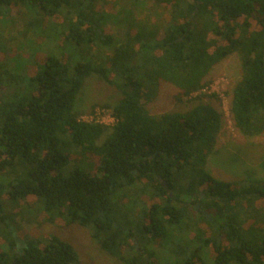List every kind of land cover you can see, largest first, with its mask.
<instances>
[{
	"label": "trees",
	"instance_id": "obj_1",
	"mask_svg": "<svg viewBox=\"0 0 264 264\" xmlns=\"http://www.w3.org/2000/svg\"><path fill=\"white\" fill-rule=\"evenodd\" d=\"M97 1L0 0V54L31 38L61 43L35 63L20 58L15 71L0 59V171H16L0 180V264H81L60 236L20 232L9 201L31 196L48 221L88 228L117 264H264V175L231 181L208 170L224 112L219 95L203 91L212 68L237 53L234 126L264 133V0H115L102 14ZM19 5L30 13L16 45L7 30ZM104 13L122 27L106 29ZM93 74L119 91L113 104L92 106L110 109L112 125L82 118ZM163 82L197 104L153 114Z\"/></svg>",
	"mask_w": 264,
	"mask_h": 264
},
{
	"label": "rangeland",
	"instance_id": "obj_2",
	"mask_svg": "<svg viewBox=\"0 0 264 264\" xmlns=\"http://www.w3.org/2000/svg\"><path fill=\"white\" fill-rule=\"evenodd\" d=\"M114 1L115 0H108L106 2L104 0H98L97 8L100 14L104 11L114 13L118 9V5L115 6ZM26 11L28 14L30 13L29 10H25L21 5L14 6L10 11V16L15 21V24L10 31L7 30V32L16 37L14 43L16 45H19L25 40L21 31H23ZM103 15V23H106L109 16L107 13ZM1 22H3L2 15H0V23ZM104 26L112 32L122 27L113 21H110L109 24L106 23ZM55 30L53 31L54 33ZM8 45H12V42H7V46ZM20 46L17 48L21 49ZM60 46L61 43L58 40H48L46 37H41V39L37 41L31 38V40L22 46L20 53H16L15 49L11 48L6 55H4V53L3 55L0 54V59L5 57L11 64L10 68L15 71L17 69L15 65L20 58L25 62L35 63L50 52L60 51ZM86 50L88 51L86 54L91 57L92 55L91 52H89L88 46ZM107 51H111V49L108 48ZM23 67L24 70L28 72L35 69L33 65L29 67L23 65ZM241 76L242 68L240 56L237 53L231 54L212 68L207 76L211 82L203 89V91L207 93L215 92L219 95L221 99V109L224 112V126L218 137L216 152L208 158L207 168L214 176L231 181L247 179L251 172H254L253 176L264 175V133L256 136H246L240 133L234 126L229 109L232 90L235 84L241 79ZM82 93H84V95L79 102L80 108L84 110L82 118L112 125L115 120H113L110 109L98 105L92 111V106L96 102L113 104L120 97L118 89L114 85L106 83L97 75L93 74L86 79ZM177 93L178 88L176 86L163 82L157 99L147 105L149 110L153 114H161L167 111H186L198 102L197 100L179 102L175 98ZM196 95H198V93H194L192 96ZM212 102L217 103L215 99H212ZM15 172V170L0 171V180L8 182L16 175ZM144 198H146L145 195L141 197L140 200ZM9 202L11 206L9 207L10 211L19 214L18 219L21 226L19 229L20 232L25 235L24 237L44 241L47 239L48 235L55 234L75 246L79 253L81 264L118 263L117 258L100 248L98 243L92 238L88 228L78 223L68 225L62 220L48 221L42 203L38 197L31 196ZM139 207L140 205H138V208ZM152 243L154 246L159 247L160 252H166L159 241H152Z\"/></svg>",
	"mask_w": 264,
	"mask_h": 264
},
{
	"label": "built area",
	"instance_id": "obj_3",
	"mask_svg": "<svg viewBox=\"0 0 264 264\" xmlns=\"http://www.w3.org/2000/svg\"><path fill=\"white\" fill-rule=\"evenodd\" d=\"M113 120H115V119L113 118Z\"/></svg>",
	"mask_w": 264,
	"mask_h": 264
}]
</instances>
